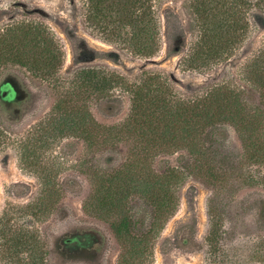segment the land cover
Returning a JSON list of instances; mask_svg holds the SVG:
<instances>
[{"label":"rangeland","instance_id":"1","mask_svg":"<svg viewBox=\"0 0 264 264\" xmlns=\"http://www.w3.org/2000/svg\"><path fill=\"white\" fill-rule=\"evenodd\" d=\"M252 1L251 29L236 54L225 63L199 71L181 63L198 33L186 8L189 0H166L158 6L163 45L150 58L133 55L108 42L102 30L87 27L83 0H0V28L22 19L42 20L64 53L63 66L53 78L35 76L18 66H11L4 78L15 92L23 90L29 98L24 104L16 101L18 92L11 99L0 98V220L7 225L0 230V264H121V245L110 222L85 212L82 202L94 187L96 173L112 171L126 158L130 144L105 145L101 127L122 120L130 110V99L116 86L109 94L90 91L77 96L75 74L97 68L134 80L145 70L162 71L182 95L199 92L206 85L232 82L250 89L249 100L258 103V89L247 84L241 73L244 63L264 47V0ZM176 33L181 34L178 39ZM176 43H182L180 51L174 50ZM64 99L71 106L84 105L92 115L95 144L66 129H54L51 121ZM107 99L115 111L119 110L117 114L106 112ZM223 131L226 150L215 159L220 163L228 157L222 164L234 174L222 188L195 175L181 183L178 209L155 240L152 264H264V165L244 157L232 126L226 125ZM188 161L187 153L177 152L161 155L153 164L161 169L181 167ZM229 165L240 169L232 170ZM47 176L51 178L49 184L44 180ZM49 185L60 196L41 203L37 198ZM210 202L221 215L224 230L216 249L209 247L206 239ZM133 203L144 217L143 210L149 207L140 200ZM11 228L24 233L23 238L30 237L31 246L21 248L17 256L11 254ZM86 228L98 229L102 237L91 232L70 236ZM64 235L68 238L61 243L63 250L77 252L93 246L100 251L98 259L91 262L60 257L55 246Z\"/></svg>","mask_w":264,"mask_h":264},{"label":"trees","instance_id":"2","mask_svg":"<svg viewBox=\"0 0 264 264\" xmlns=\"http://www.w3.org/2000/svg\"><path fill=\"white\" fill-rule=\"evenodd\" d=\"M165 1L83 0V21L90 29L102 30L108 42L133 55L150 58L157 55L163 45L158 6ZM252 6V0H189L186 8L198 33L183 56L184 67L200 71L230 60L251 29L249 11ZM49 29L46 22L35 19H22L0 28V82L9 74L11 66L43 78H53L61 70L64 53ZM180 35L176 33L175 39ZM176 44L174 50L180 51L182 43ZM241 73L247 84L258 89V103L249 100L250 89H241L232 82L206 85L199 92L182 95L162 71L145 70L134 80L97 68L81 69L75 74L77 96L90 91L109 94L116 86L130 99V110L122 120L101 127L105 145L130 144L125 151L126 158L112 171L96 173L94 187L82 202L85 212L110 222L121 245V264L153 263L155 240L176 213L178 189L188 176H200L219 188L230 181L234 173L223 165L228 157L220 163L215 159L226 150L223 131L226 125L237 133L244 157L264 165V47L244 63ZM8 87L9 83H4L1 89L5 91ZM105 108L110 115L119 111H115L109 99ZM56 110L51 121L54 129H66L90 141L91 145L96 143L94 119L84 105L71 106L64 99ZM0 134L3 131L0 130ZM177 152L189 155L187 164L161 169L154 166L159 156ZM229 167L240 169L236 165ZM261 178L264 179V174ZM44 180L46 184L51 182L49 176ZM59 196L49 185L43 188L37 200L45 203ZM136 200L149 207L143 210L144 217L133 203ZM208 214L210 228L206 239L209 247L216 249L224 235L222 217L211 202ZM6 227V221L1 219L0 230ZM11 229V254L17 256L21 248L31 246L30 237L23 238L24 233ZM65 238L67 235L59 237L55 246L60 257L97 260L95 252L88 248L77 252L63 250L61 243Z\"/></svg>","mask_w":264,"mask_h":264},{"label":"flooded vegetation","instance_id":"3","mask_svg":"<svg viewBox=\"0 0 264 264\" xmlns=\"http://www.w3.org/2000/svg\"><path fill=\"white\" fill-rule=\"evenodd\" d=\"M4 83L6 84L7 83V81H2V83H1V85H0V98L1 99H11L13 96H15L16 94H17V92H18V97L16 98V101L18 102V103H20V104H24V103H26L27 102V100H28V95H27V92H24L23 90H21L20 91V93H19V91L17 90V92H15L14 90H13V88L10 86V87H8L5 91H3V89H1L2 88V86L4 85ZM16 93V94H15ZM87 232H91V233H95L96 235H98V237H99V239L102 237V234L100 233V231L98 230V229H96V228H86V229H83V231H76V232H74V233H71V235L70 236H72V235H82V234H85V233H87ZM65 236V235H64ZM93 247V246H92ZM88 248V250H91V251H94L93 253L94 254H96L97 255V259H98V257H99V252L100 251H98V249H96V248ZM90 255H92V254H90Z\"/></svg>","mask_w":264,"mask_h":264},{"label":"water","instance_id":"4","mask_svg":"<svg viewBox=\"0 0 264 264\" xmlns=\"http://www.w3.org/2000/svg\"><path fill=\"white\" fill-rule=\"evenodd\" d=\"M7 83H9V85L11 86V84H10V82H9V81H7Z\"/></svg>","mask_w":264,"mask_h":264}]
</instances>
